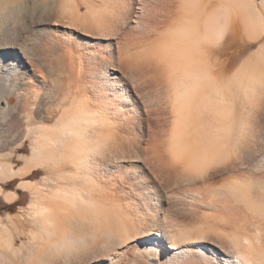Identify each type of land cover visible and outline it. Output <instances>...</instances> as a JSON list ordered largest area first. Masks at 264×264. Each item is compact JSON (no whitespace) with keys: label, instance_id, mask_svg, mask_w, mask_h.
Here are the masks:
<instances>
[{"label":"bare ground","instance_id":"obj_1","mask_svg":"<svg viewBox=\"0 0 264 264\" xmlns=\"http://www.w3.org/2000/svg\"><path fill=\"white\" fill-rule=\"evenodd\" d=\"M49 1L13 0L28 25L2 57L28 86L0 122L31 151L0 153V264H264V0Z\"/></svg>","mask_w":264,"mask_h":264},{"label":"snow or ice","instance_id":"obj_2","mask_svg":"<svg viewBox=\"0 0 264 264\" xmlns=\"http://www.w3.org/2000/svg\"><path fill=\"white\" fill-rule=\"evenodd\" d=\"M20 9L23 11L18 14L16 10ZM21 21L24 22L23 25L21 24ZM26 25H28L26 5L14 4L13 0H0V81L9 79L12 74L16 72V69L12 67L10 63L5 62L2 57L3 53L6 51H19V45L25 40L23 27ZM41 27H43V25H38L35 29L29 27V35H31L33 31H39ZM110 43L114 44L115 42L110 41ZM218 166V161L216 159H206L201 164L199 170L200 175H204L209 169ZM220 174L226 175L227 170L221 168ZM118 183L132 186L138 183V180L134 177L126 176L118 181ZM261 189L264 190V183H262ZM141 211L143 212V215L147 217V223L149 225L154 222L152 218L153 213H155L156 221H159L160 219V214L156 212L155 209L142 207ZM123 250L124 249L121 248L118 251ZM85 255V264H112L113 260L116 259V254H113L111 251L105 252L89 249ZM199 259L201 260V264H217L216 261L209 257H200ZM161 260L164 264H170V261L163 255L161 256ZM228 264H235V261L229 258Z\"/></svg>","mask_w":264,"mask_h":264},{"label":"rangeland","instance_id":"obj_3","mask_svg":"<svg viewBox=\"0 0 264 264\" xmlns=\"http://www.w3.org/2000/svg\"><path fill=\"white\" fill-rule=\"evenodd\" d=\"M47 1H45V0L42 1L41 2L42 3V6H41L40 5V0H35V2H34L35 4L33 3L34 4L33 5V9L35 10L34 11L35 15L38 14V13H41V12L43 13V12L46 11L45 14L50 15V17H52V16L54 17V15H55V13H54L55 9L54 8L55 7H53L51 5L52 4V1H49V0H47ZM44 2H45V6H44L45 8L43 7ZM39 5H40V7H41L42 10L40 9ZM46 5H48V6L46 7ZM49 5H50V7H49ZM43 8L45 10H43ZM48 8L50 10H52V13H51V11L48 10ZM53 9H54V11H53ZM47 12H49V13H47ZM38 49H40L42 51L41 48H38ZM40 50H38V51H40ZM1 83L2 82L0 81V92H1V94H0V111L6 110L8 108H12L15 105H18V103L23 102L24 97L22 95L24 93V90H22L21 88H22V86H25V87L28 86V85H24V84H26V82L25 83L24 82L23 83H20L21 85H19L18 83H14V84H16V85H14L13 84V81H12V82H10V85L8 84L7 86H5V88H4V85L1 84ZM8 90H10L11 92L9 91V93L7 94L6 92ZM16 91L17 92L19 91L18 92L19 94H17ZM1 124L3 125V123L0 122V129H1L0 130L1 131L0 132V134H1L0 135V143L3 144L4 149H1L0 153L2 152L4 154V156H3V159L4 160L11 159L12 162L14 163V165L16 166V168L21 167L24 164V162H25L24 158L28 157L29 154H30V151H31L30 150V139H27L26 141H24V147H25L24 151H16L15 148H14V145H10L14 141L13 140L14 139V135L10 132V129H8V127H10V126L8 124H6V123L3 126ZM7 129H8V131H7ZM8 132H9V134H7ZM4 134L5 135H8L9 137L8 136H5ZM2 135H3V137H2ZM11 138H13V139H11ZM3 141H4V143H2ZM5 143L6 144L8 143L7 145H9V146H6L7 148H5V146H4V145H6ZM40 175H41V173H39L35 178H29V179L33 181V180L39 178ZM17 183H18V179H16L9 186L10 189L16 190L18 192V198H20V200L18 202H16V203L13 204L12 208L10 209V212L11 213L17 212L19 206L20 205H22V206L26 205L27 202H28V200H29V195H28L27 192L22 191L20 189H16ZM5 203L6 202L3 200V198L0 197V215H4L8 211V210H6V207L3 206V205H5Z\"/></svg>","mask_w":264,"mask_h":264}]
</instances>
